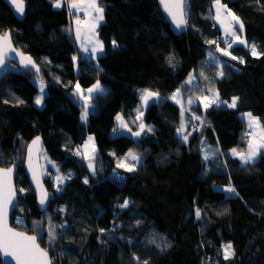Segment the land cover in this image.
<instances>
[{
    "label": "trees",
    "instance_id": "trees-1",
    "mask_svg": "<svg viewBox=\"0 0 264 264\" xmlns=\"http://www.w3.org/2000/svg\"><path fill=\"white\" fill-rule=\"evenodd\" d=\"M69 1L56 7L58 0H24L26 15L19 20L0 0V31H10L15 45L38 65L36 71L8 73L0 85V164L18 166L13 225L35 234L53 264H264V149L258 161L247 164L229 154L246 150L252 138L242 112L251 111L264 126V0H221L242 19L247 44L215 19L214 0H186L188 29L179 35L158 0H99L104 53L97 60L76 47ZM227 38L234 40L231 47ZM252 44L258 55H252ZM212 49L228 61L223 76L204 64ZM189 75L192 83H186ZM97 81L106 91L93 97L85 123L76 85ZM38 83L47 89L42 107L35 102ZM141 90L160 97L138 120ZM177 90L192 97L191 115L172 100ZM213 91L227 104L238 97L237 106L201 105L200 98ZM120 114L131 132L121 127ZM141 123L144 131L133 135ZM181 124L187 141L177 132ZM89 133L96 139L89 156L94 173L89 157L76 154ZM35 135L43 137V151L67 176L57 189L44 174L51 191L44 212L23 167ZM205 138L218 142L226 170L211 171L214 157L204 159ZM130 150L141 159L131 162L132 172L118 167ZM215 185H232L238 195ZM125 201L128 206L120 207ZM228 242L235 256L226 260L222 247Z\"/></svg>",
    "mask_w": 264,
    "mask_h": 264
},
{
    "label": "snow or ice",
    "instance_id": "snow-or-ice-1",
    "mask_svg": "<svg viewBox=\"0 0 264 264\" xmlns=\"http://www.w3.org/2000/svg\"><path fill=\"white\" fill-rule=\"evenodd\" d=\"M12 4L15 5V10L18 13L24 12V0H11ZM161 3L164 5L165 10L168 11L169 15L172 17V20L175 22L177 28H181L186 25V19H185V13H184V0H161ZM216 3V17L215 19L220 20L221 23L225 24V31L229 34L230 37H232L235 41H239L241 44H246V41L242 40L240 35L237 34L236 31V25L239 26V29H243L244 25L243 22L240 20L239 17H237L234 13L231 12V10L227 9V6L221 3V0H215ZM60 3L56 4V7H60ZM70 8L73 9H82V8H88L91 10H94L98 15L94 18V20L98 23V21L103 20V12L104 9L102 7L98 6L97 0H89L88 3H83V0H81V3H72L69 5ZM226 13V16L224 19H221V14ZM227 21V23H225ZM77 23H80L78 20ZM96 24L94 23L91 25L92 29L94 30ZM79 30H77V37H79ZM113 47H118L115 41L112 42ZM215 43V42H212ZM231 47V45H229ZM99 50L103 51V44H100ZM220 51L224 52L225 55H231V53L225 51L224 49H219ZM16 49L12 47L11 43V33L5 32L4 34L0 35V64L4 63V59L7 56L9 52H15ZM97 49L94 46L92 48V52H96ZM251 51L252 55H258L256 51L255 44L251 45ZM21 56V63H24L27 67L28 65H33V61L31 57H24L23 54H19ZM233 59H237L236 57H232ZM241 62H243L241 60ZM202 75V73H201ZM221 76H223V73H220ZM187 83H192V78L190 77ZM76 91L78 95L83 96V92L80 89V85H76ZM41 92L43 93V85H41ZM93 92L97 93H103L105 92V89L101 87L100 83L97 82L92 88L87 89L88 95L85 97V105H84V111L81 114V119L83 121H87L89 112V102L92 99L91 94ZM180 96V91L177 90V92L173 95L172 99H177V97ZM141 101L144 106L148 104L150 100H159V93L153 92L150 90H141L140 95ZM43 96H39L36 99V103L40 104L42 102ZM205 101V107H209L213 104L219 105L221 103L226 104L227 107L235 108L237 106V98H233L232 102L230 104H227L225 101H221L219 98V93L215 92L212 98L204 97ZM179 103L180 101L177 100ZM191 100H189V104H191ZM20 103H23V101H20ZM139 111V110H138ZM142 115V113H141ZM250 128L259 129V132H252L251 135L253 139L249 141L248 144V150L246 153L237 152L236 149H233V154L238 155L240 159L243 161V163L247 164L254 160V158L261 154V149H264V126L261 125L260 120L257 117H254L252 113H246L245 114ZM196 119H200L199 117H195ZM118 120L121 121V127L128 128V125L123 122L122 117L118 116ZM140 131H137L133 133L135 136H140L141 132L144 131L145 125L143 123L140 124ZM115 131V130H114ZM128 131L131 132V128H128ZM148 131H152L151 128H148ZM177 132L181 135L183 141L188 140V135H185V126L184 124H181V126L177 129ZM39 138H37L36 141H33V145L38 143ZM92 140V137H89V141ZM88 148V145H85V149ZM79 151V150H78ZM95 151V148L93 147V152ZM128 156L131 157L132 161L139 162V156H137L133 152H129ZM208 156L205 155V159H207ZM127 157L125 158V160ZM29 160H30V167H31V150L29 154ZM89 167L93 168V165L91 163V157H89ZM118 167L126 168L127 171L132 172L135 171L134 166H130L128 163H125L124 161H121L118 164ZM11 174L12 169H0V253H2L4 256L11 257L15 264H52L51 259L49 258L48 252L42 248L36 243V237L35 236H29L21 232H17L14 229L10 228L7 224V215L9 206L12 205V201L15 197V191L11 184ZM35 176V173H34ZM60 177H57V180H60ZM85 183H87V180H85ZM22 192L23 189H20ZM229 193H236V189L234 187L229 186L226 189ZM47 193H43L41 196V204H44L47 200ZM128 201H125L120 207H127ZM200 216V211L197 210V217ZM49 231L51 232V227L49 228ZM103 231V230H102ZM51 239H55V234L52 233ZM224 258L230 259L233 256H235V251L233 249L232 244H227L224 247L223 250ZM138 259V258H137ZM143 264H147V262H143Z\"/></svg>",
    "mask_w": 264,
    "mask_h": 264
},
{
    "label": "rangeland",
    "instance_id": "rangeland-1",
    "mask_svg": "<svg viewBox=\"0 0 264 264\" xmlns=\"http://www.w3.org/2000/svg\"><path fill=\"white\" fill-rule=\"evenodd\" d=\"M89 2V0H83V3H88ZM72 3H81V0H75V1H69V3H68V9L70 10V11H72L74 14H72V21H73V24L74 25H78V26H81L82 28H83V30H84V37H83V45H82V52H81V55L82 56H84V57H88L89 56V52L90 51H92V48L95 46L96 47V49H97V51L96 52H93L94 53V56H95V60H97L98 59V57L102 54V53H104V44L102 43V41H101V39H100V36L98 35V32H97V30L99 29V27H100V24L104 21V18H103V20H100V21H98V23L94 20V18L98 15L94 10H91V9H88V8H82V9H80V10H78V9H73V8H70L69 7V5L70 4H72ZM97 3H98V6L100 7V5H99V0H97ZM221 3L222 4H224V5H226L224 2H222L221 1ZM67 4V3H66ZM213 6H214V10H215V14H216V3H215V0H214V3H213ZM227 6V5H226ZM103 8V7H102ZM104 9V8H103ZM227 9H228V6H227ZM85 12V13H84ZM84 13V14H83ZM223 14H225V13H223L222 12V15ZM221 15V16H222ZM103 16H104V12H103ZM237 16V15H236ZM238 17V16H237ZM240 18V17H239ZM80 21V23H77V21ZM240 20L242 21V19L240 18ZM96 24V26H95V28H94V30L92 29V27H91V25H93V24ZM225 23H227V21H225ZM223 29L225 30V24L223 23ZM243 30V29H242ZM242 30L241 29H239V26L238 25H236V31H237V34L238 35H240V37H241V39L242 40H244L243 39V36L241 35V32H242ZM245 41V40H244ZM239 44H241L239 41H237ZM103 44V51L101 52L100 50H99V47H100V44ZM246 44H247V42H246ZM219 49H224V48H219ZM218 49V50H219ZM225 50V49H224ZM213 51H214V53H213ZM220 51V50H219ZM225 51H227V52H229V53H231L229 50H225ZM216 52H218L217 50H215V49H212V50H209V51H207V57H206V60H205V66L207 67V65H214L217 69H220L221 67H223V63H228V61L227 60H225V59H223L222 57H220ZM220 52H222V51H220ZM222 53H224V52H222ZM219 58H218V57ZM227 56H229V57H234V54L233 53H231V55H227ZM216 70V69H215ZM219 71V70H218ZM223 73V68H222V70L221 71H219V73L217 74V76L219 75V76H221L220 75V73ZM192 74V73H191ZM193 76V75H192ZM192 76L191 75H189V77L187 78V80H186V83H187V81L189 80V78L191 77L192 78ZM97 82H99V81H97ZM96 82V83H97ZM96 83H94L93 85H91V86H89V87H84V86H82V85H80V89H81V91L83 92V96H81V95H78L79 96V98H80V102L81 103H83L84 105H85V97L88 95V93H87V89H89V88H92ZM41 85H43V84H41V83H38V86H39V92H38V94H37V97H39V96H43V99H42V102L40 103V104H37V106L38 107H42V106H44V103H45V96H46V94H47V89H46V86L45 85H43V93L41 92ZM101 85V84H100ZM102 88H104L105 89V91H106V88L105 87H103V86H101ZM151 91V90H150ZM179 91H181V90H179ZM77 92V91H76ZM177 92V91H176ZM216 91H213V92H210V93H207V94H205V95H203L201 98H200V100H201V105H203L204 107H205V101H204V97H209V98H212L213 97V95H214V93H215ZM104 93V92H103ZM96 94H98L97 92H93L92 94H91V96H92V99H91V101L89 102V107H88V112H89V114H90V112H91V110H92V105H93V97L96 95ZM102 94V93H101ZM182 94V93H181ZM183 95V94H182ZM37 97H36V99H37ZM185 97V96H184ZM186 98V97H185ZM188 98H192V97H190V96H188L187 97V99ZM220 98V97H219ZM154 101H156V100H150L149 102H148V104L149 103H151V102H154ZM186 101V100H185ZM147 104V105H148ZM228 104H230V103H228ZM147 105L146 106H144L143 105V103H142V101H141V106H140V110H139V113H138V115H137V119L138 120H140V118H142L143 117V115L145 114V109H146V107H147ZM180 106V108L183 110V109H186V103L185 104H183V105H179ZM84 111V107H83V110H82V112ZM186 111L188 112L187 114H190L191 115V112L192 111H189V109H186ZM82 112H81V114H82ZM252 113L251 111H246L245 112V114L246 113ZM141 113H142V115H141ZM244 114V118L246 119V122H247V124L249 125V122H248V119H247V117H246V115ZM242 115V114H241ZM252 115L254 116V117H257L256 115H254L253 113H252ZM120 117H122V119H123V116L120 114L119 115ZM243 116V115H242ZM80 117H81V115H80ZM200 119H198V120H202L201 119V117H199ZM258 118V117H257ZM259 119V118H258ZM82 120V119H81ZM88 120H89V115H88V118H87V121H83V122H85V123H87L88 122ZM260 120V119H259ZM119 122H121L120 120H119ZM123 122H124V120H123ZM122 128H124V127H122ZM124 129H128V128H124ZM252 129V132H259V129H258V131L257 130H255L254 128H251ZM89 137H92V140L91 141H89ZM253 139V137L251 138V140ZM251 140H249V141H251ZM88 145V148L87 149H85V145ZM248 144H249V142H248ZM248 144H247V148H246V150H243V151H240V150H237L236 149V151L237 152H241V153H246L247 152V150H248ZM93 147L96 149V139H95V136H94V134H91V133H89V134H87V137H86V139L84 140V142L83 143H81V145H80V148L78 149V150H76V154L78 155V156H81V157H86V158H88L92 153H93ZM202 149H203V155H209V156H213L214 157V160H213V165H212V168H211V171L212 172H221V171H224V170H226L227 169V167H226V164L224 163V162H222V160H221V156H223V154H222V152H221V149L219 148V146L215 143V142H213L210 138H205L204 139V142H203V147H202ZM233 149H231L230 151H229V154L231 155V156H234V157H237V158H239L240 159V157L238 156V155H234L233 154V151H232ZM261 151V150H260ZM130 152H133V153H135L134 151H132V150H130ZM137 155V154H136ZM261 155V154H260ZM260 155H258V156H256L255 158H254V160L253 161H251V162H249V163H252V162H256V161H258L259 159H260ZM224 157V156H223ZM41 158H42V165H43V170H44V174L45 175H50V177H52L53 179H54V181H55V184H56V188L57 189H59V185H61V184H63L64 182H65V180L67 179V176L65 175V174H63V173H61V171H60V169H59V166L57 165V163H55L53 160H51L50 159V157H49V155L47 154V152L46 151H43L42 152V156H41ZM241 160V159H240ZM122 161H124V159H122ZM125 162L126 163H128L130 166H132L133 165V163H131L130 161H127V159L125 160ZM241 162L243 163V161L241 160ZM243 164H245V163H243ZM207 168H210V166H207ZM57 177H60L61 179L60 180H57ZM229 186H231V187H233L232 185H215V187L217 188V189H221V190H224L228 195H235L234 193H229V192H227L226 191V189L229 187ZM230 242H228V243H224L223 244V247H222V249L224 250V247H225V245H227V244H229ZM231 244V243H230Z\"/></svg>",
    "mask_w": 264,
    "mask_h": 264
},
{
    "label": "water",
    "instance_id": "water-1",
    "mask_svg": "<svg viewBox=\"0 0 264 264\" xmlns=\"http://www.w3.org/2000/svg\"><path fill=\"white\" fill-rule=\"evenodd\" d=\"M3 1H5L7 3V5L10 7V9L12 10L13 14L16 16L17 19H19V20L24 19L25 15H26L25 2H24V12L18 13L15 10V5L12 4L11 0H3ZM158 5H159V8L161 10L162 15L168 21V24L170 26L171 31L175 35H179V34L185 33L187 31L188 23H187V16H186V0H184V13H185L186 25L181 27V28L176 27L175 22L172 20V17L169 15L168 11L165 10V7L161 3V0H158ZM77 30H79V33H80L79 37H77ZM6 32H10V31H6ZM4 33L5 32L0 31V35H2ZM73 37H74V41H75L77 49L79 51H81L82 45H83V37H84V30L81 26H78V25L73 26ZM11 43H12V47L15 48L16 51L15 52H9L4 59V63L0 64V85H1L3 77L5 75H7L8 73H17L20 71L30 72V71H36L38 69V65H37V62L34 59V57L23 52L21 49H19L15 45L13 38H12V35H11ZM18 53L23 54L24 57H31L34 66L28 65L26 67L24 63H21V56L18 55ZM72 100L75 103V105H78L80 107V109L82 108V105L79 103L78 97L74 96ZM37 138H39L38 143L33 145V141H36ZM0 142H1V132H0ZM44 145H45V142H44V139L41 135H35L33 138H31L30 141L28 142L27 146H26L25 160H24V164H23L24 171H25L29 181L32 183V185L35 189L37 206H38V209L40 210V212H44V211L48 210L50 207V203H51V191L45 182L44 170H43L42 158H41ZM30 150H31V167H30V160H29ZM87 165H88L89 171L91 173H94V167L90 168L89 163ZM0 169H12L11 184H12V187L15 191V197L12 201V205H14V207L9 206V210H8V215H7L8 226L17 232H21V233H24V234L29 235V236H35L36 237V243L40 246V248L46 250L39 243V240L35 234L29 233L23 229H20V228L16 227L15 225H13V223H12V218H13V215H14L15 210L17 208V201H18V196H19L18 187H17L18 166L16 164H12L9 166H3L0 164ZM34 173H35V176H34ZM45 192L48 194L47 200L44 204H41L40 203L41 196ZM48 255H49V258L51 259L52 264H53V260H52V257H51L49 252H48ZM0 260L2 261V264H15V261L11 257L4 256L2 253H0Z\"/></svg>",
    "mask_w": 264,
    "mask_h": 264
},
{
    "label": "crops",
    "instance_id": "crops-1",
    "mask_svg": "<svg viewBox=\"0 0 264 264\" xmlns=\"http://www.w3.org/2000/svg\"><path fill=\"white\" fill-rule=\"evenodd\" d=\"M57 3H60V5H62L63 3H64V0H58V2ZM71 10V9H70ZM71 13L72 14H74L72 11H71ZM85 13V12H84ZM83 13V14H84ZM222 15V14H221ZM226 16V13L225 14H223L222 16H221V19L223 20L224 19V17ZM220 21V20H219ZM220 23H221V21H220ZM221 25L223 26V23H221ZM97 32H98V30H97ZM85 36V35H84ZM207 51H209V50H207ZM213 53H214V51H213ZM218 57V56H217ZM219 58V57H218ZM224 64L225 63H223L222 65L224 66ZM222 68L223 67H221L220 68V71L222 70ZM176 93V92H175ZM174 93V94H175ZM173 94V95H174ZM159 97H160V94H159ZM173 97V96H172ZM174 102H176L178 105H183V104H185L186 103V109H188L189 107V100H191L192 101V99H190V98H185L182 94H181V91H180V96L179 97H177V99H172ZM177 100H179L180 102L178 103L177 102ZM186 100V101H185ZM191 104H192V102H191ZM186 109H183V111L184 112H186ZM246 112V111H245ZM245 112H242L241 114L243 115V117H244V114H245ZM247 123V122H246ZM247 127H248V129H249V131L252 133V129L249 127V125L247 124ZM255 129V128H254ZM255 130H257L258 131V129H255ZM216 142V144L219 146V144H218V142L217 141H215ZM220 148V147H219ZM130 152V151H129ZM128 152V153H129ZM128 153L125 155V157L123 158L124 159V162H125V158L127 157V161H130V162H133L132 161V159H131V157H129L128 156ZM208 156V158L207 159H205V155H204V159L205 160H209V159H211L212 158V156H209V155H207ZM141 162V159H139V162L138 163H140ZM126 163V162H125Z\"/></svg>",
    "mask_w": 264,
    "mask_h": 264
},
{
    "label": "built area",
    "instance_id": "built-area-1",
    "mask_svg": "<svg viewBox=\"0 0 264 264\" xmlns=\"http://www.w3.org/2000/svg\"><path fill=\"white\" fill-rule=\"evenodd\" d=\"M233 42H234L233 39H231V38H227V39H226V42H224V43H225L226 46L229 47V45H231V46L233 45ZM92 56H93V53H91V57H92ZM192 116H193V119H196L195 117H198L196 114H192ZM193 128H194V127H193ZM114 130H115V131H114ZM114 130H113L114 133H116V134L119 133V128H115ZM111 177H113V176H111Z\"/></svg>",
    "mask_w": 264,
    "mask_h": 264
}]
</instances>
